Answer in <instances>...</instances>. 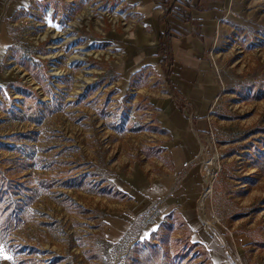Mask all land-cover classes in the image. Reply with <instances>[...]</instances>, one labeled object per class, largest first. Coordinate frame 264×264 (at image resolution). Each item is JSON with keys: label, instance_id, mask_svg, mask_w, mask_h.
<instances>
[{"label": "rangeland", "instance_id": "1", "mask_svg": "<svg viewBox=\"0 0 264 264\" xmlns=\"http://www.w3.org/2000/svg\"><path fill=\"white\" fill-rule=\"evenodd\" d=\"M237 7L216 48L221 94L208 137L188 167L205 176L215 159L202 196L229 230L248 227L262 241L264 0ZM68 9L64 0H31L0 15L9 39L0 58V264H211L175 214L150 240H136L159 214L158 201L121 241L106 236L111 222L123 229L126 212L158 180L151 167H172L162 125L177 108L188 120L191 113L165 70L132 73L128 40L145 39L127 0H73Z\"/></svg>", "mask_w": 264, "mask_h": 264}, {"label": "crops", "instance_id": "2", "mask_svg": "<svg viewBox=\"0 0 264 264\" xmlns=\"http://www.w3.org/2000/svg\"><path fill=\"white\" fill-rule=\"evenodd\" d=\"M186 1L189 3L180 2L174 12L171 4L166 5L169 0H127L133 7L132 15L143 20L136 36L142 35L145 39L144 46H140L139 40H128L125 58L133 61L132 73L145 66H154L157 74L165 70L168 87L174 97L190 108L191 120L178 108L173 109L169 125L161 127L171 135L172 167H151L160 169L158 180L141 194L134 211L126 212L128 221L123 229L115 228L111 222L106 236L109 240L121 241L149 204L158 201L159 214L140 229L136 240H150L166 217L175 214L186 222L192 241L206 248L211 264H264V240L251 238L255 236L248 227L231 231L226 223L219 221L216 206L202 196L203 167H188L197 157L202 140L208 137L209 114L221 94V85L213 78L218 70L214 61L218 58L219 39L231 27L230 20L237 18V5L244 0ZM30 2L0 0V15L4 11L13 13ZM165 10L172 13L166 17ZM167 31L170 33L168 68L162 64L163 54L159 48L160 36ZM8 41L7 33L0 32V58L6 52ZM165 144L168 146V142ZM209 188L211 186L207 190ZM207 190L205 196L209 194Z\"/></svg>", "mask_w": 264, "mask_h": 264}, {"label": "trees", "instance_id": "3", "mask_svg": "<svg viewBox=\"0 0 264 264\" xmlns=\"http://www.w3.org/2000/svg\"><path fill=\"white\" fill-rule=\"evenodd\" d=\"M171 0H169L170 2ZM187 3H189V1H187ZM172 13L170 10H167L166 11V17ZM169 47H170V33L169 31H167L165 34L161 35L160 36V53L163 54V55H167V58L170 54V51H169ZM164 59L163 61H168L169 59ZM167 77H168V73H167ZM4 185L2 184L1 187H0V190L1 192L3 193L4 192ZM24 188L21 187L20 188H17V192H21V193H24ZM1 201V199H0Z\"/></svg>", "mask_w": 264, "mask_h": 264}, {"label": "bare ground", "instance_id": "4", "mask_svg": "<svg viewBox=\"0 0 264 264\" xmlns=\"http://www.w3.org/2000/svg\"><path fill=\"white\" fill-rule=\"evenodd\" d=\"M206 169H207V172L205 174V178L207 180V185L211 186L212 188L215 172L217 169L216 164H215V159H210V161L206 163ZM211 188L207 190V193L211 192Z\"/></svg>", "mask_w": 264, "mask_h": 264}, {"label": "built area", "instance_id": "5", "mask_svg": "<svg viewBox=\"0 0 264 264\" xmlns=\"http://www.w3.org/2000/svg\"><path fill=\"white\" fill-rule=\"evenodd\" d=\"M66 3H67V5H68V10H67V14L69 15V12H70V7H71V4H72V2H73V0H64ZM176 1H178V2H172L171 3V7L170 8H172V10L175 12L176 11V9H179V7L180 6H178L179 4H180V2H183V0H176ZM66 11V10H65ZM203 149V148H202ZM215 177V176H214ZM263 263H264V259H263Z\"/></svg>", "mask_w": 264, "mask_h": 264}]
</instances>
